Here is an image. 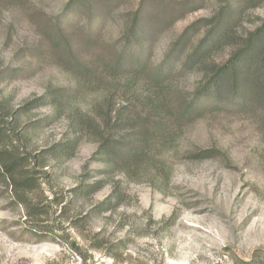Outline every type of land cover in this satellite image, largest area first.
<instances>
[{
    "label": "rangeland",
    "instance_id": "1",
    "mask_svg": "<svg viewBox=\"0 0 264 264\" xmlns=\"http://www.w3.org/2000/svg\"><path fill=\"white\" fill-rule=\"evenodd\" d=\"M91 5L98 9L93 16ZM69 6L70 0H0V101L17 111L49 99L27 107L14 124L17 154L48 163L37 167L27 205L14 197L0 169V264H264V102L250 93L243 103L226 86L222 95L207 92L194 100L207 74L264 24V0H86ZM140 7L148 71L128 91L130 74L115 70L111 60ZM217 21L221 27L235 22L230 37L185 67ZM89 25L98 32L96 53L112 56L85 88L78 57L90 59L84 49ZM63 38L75 47L70 65L61 51L49 60ZM17 69L24 70L10 73ZM158 98L175 121L168 140L145 134L138 160L121 163L148 124L142 111ZM191 103L188 115L177 114ZM109 117L120 121L110 135ZM80 122L79 145L68 156H53L52 146ZM106 136L109 154H96ZM204 150L212 152L202 156ZM94 183L95 191L80 193ZM115 187L121 204L104 211L101 204ZM35 205L45 212L34 214Z\"/></svg>",
    "mask_w": 264,
    "mask_h": 264
},
{
    "label": "trees",
    "instance_id": "2",
    "mask_svg": "<svg viewBox=\"0 0 264 264\" xmlns=\"http://www.w3.org/2000/svg\"><path fill=\"white\" fill-rule=\"evenodd\" d=\"M86 2V0H70V7L72 4H79ZM96 2V0H93ZM92 4V3H91ZM67 8V9H68ZM97 8L94 6H90L88 11L91 13L90 16H93L94 12L97 14ZM142 8L136 12V15L132 19V23L130 25L127 34L124 37L125 42L118 54L112 57V60L109 58L111 56L106 55V52L102 51V53H96L95 44L98 40V32L93 30L91 25L87 26L89 30H86V33L89 34L90 38H87L88 43L85 45V50L91 51L89 54V61L85 62L80 57H78V72L83 76L80 81L81 87L89 88L92 85V78L99 74V69L107 67V63H105V59H109L115 62L114 68L115 70H120L122 72H126L130 74V77L125 81L124 89L131 91L134 85L139 84V81L142 79V76L147 73V60L149 57V48L145 46L147 40L145 36L147 34L145 27V20L141 18L140 13ZM57 22H63L60 19ZM90 22V21H89ZM221 21H217L216 25L210 31V33L202 40L201 43L192 51V54L186 58L185 67L192 66V64H197L200 62L201 58L206 56L210 51L219 46L227 37L229 38L230 34L235 29V22H230L228 25L221 27ZM194 26L188 27V30H193ZM62 28V26H61ZM59 33H63L65 28H62ZM84 29V27H81ZM185 33V34H186ZM183 39L185 36L182 37ZM64 38L55 44V47L51 50V54L49 56V60L56 58L61 52H64L68 56L69 62L68 65L71 64V60L75 61V57L73 53L75 51L74 45L68 41H64ZM82 49V48H81ZM80 49V50H81ZM79 50V49H78ZM33 52V51H32ZM40 51H38L39 54ZM37 54V50L35 51ZM108 56V57H107ZM192 63V64H191ZM27 69V67L25 68ZM24 69L12 70L10 73L14 76H17L20 72H23ZM9 73V74H10ZM159 73V72H158ZM155 73V79L159 78V74ZM207 82L196 92V96L194 100L196 101L198 96H202L207 92H214L217 96L222 95L223 87H227L228 91L234 94L235 97L240 98L243 103H246L245 97L253 95V99L260 100L264 102V24L257 28L255 31L249 33L248 36L244 37L240 43H238L235 48L232 50L228 59L219 64L216 68L212 70V72L207 74ZM116 88L115 90H119ZM68 91H70L68 89ZM111 97H113V93L109 95V102H111ZM39 100L43 103L41 105L49 104V99H46L44 96L42 99H38L37 101H29L25 104L23 108H20L17 111H11L5 102L0 101V169L4 175V178L7 180L8 184L11 187V192L14 197L21 203L27 205L26 195L32 192L33 188L37 186V167H47L48 163H38L35 157V160H32L28 155L26 157H22L17 154V141L14 136H16V129L14 127L15 122L17 121L20 112H23L27 107L33 108L36 106ZM193 100V102H194ZM239 102V101H237ZM193 103L186 107H181L178 115L186 116L190 112V108ZM165 103L162 98H158V100H153L147 104V106L142 111V115L144 116V120L148 121L147 123L143 122V127L139 130L142 136H139L138 146L136 149H128L125 154L120 159L121 163H125L128 161H136L141 156L142 148L145 144H147L146 139H144V135L147 134L149 138L158 139L162 141H167L170 131L175 126L174 118L171 116L172 114L165 110ZM175 116V114H173ZM119 118L115 117L109 120L107 123V134L110 135V132L119 124ZM84 124L79 123L77 126H74L70 131L71 135L67 136V140L62 139L60 142L52 146L49 150L53 156L62 157L68 156L81 142L83 138ZM109 136H106L104 141L100 144V148L97 150L96 154H102L103 156H107L109 153L108 149H105V145L108 143ZM20 140V139H19ZM9 148V149H7ZM11 149V150H10ZM212 150H204L202 152V156H208ZM34 161V162H33ZM33 162V163H32ZM110 163V160H108ZM27 164H33V167L28 170ZM106 173H109L106 171ZM98 183H94L90 186H84L80 188V193L93 192L95 191ZM116 187L113 191L106 197L101 205L104 207V211L112 210L113 208L118 207L121 204L119 200L120 195L117 197ZM114 197L117 198L116 203H112ZM38 205V203H37ZM37 205H35L34 214L40 215L45 211L37 210ZM255 260L252 259L250 262L246 264H254Z\"/></svg>",
    "mask_w": 264,
    "mask_h": 264
}]
</instances>
